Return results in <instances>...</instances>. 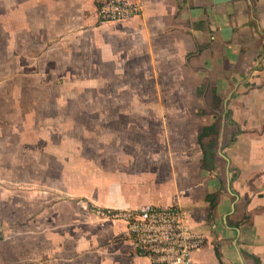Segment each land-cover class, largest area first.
Segmentation results:
<instances>
[{
  "label": "crops",
  "instance_id": "1",
  "mask_svg": "<svg viewBox=\"0 0 264 264\" xmlns=\"http://www.w3.org/2000/svg\"><path fill=\"white\" fill-rule=\"evenodd\" d=\"M102 1L0 0V43L17 51L15 76L102 83L146 80L151 60L187 66L199 81L195 92L205 86L225 104L216 169L202 170L200 150L192 169L189 158L178 155L183 165L168 170L171 183L158 179L157 167L125 173L169 186V196L158 192L155 198L140 191L142 180L112 185L99 196L83 194L84 200L62 183L54 201L52 189L45 192L50 200L36 218L25 213L30 197L15 195L10 203L3 190L0 264H153L136 253L124 221L94 212L146 204L180 206L205 234L207 244L193 254V264H264V0H136L139 16L117 23L100 22ZM33 50H44V65L37 67Z\"/></svg>",
  "mask_w": 264,
  "mask_h": 264
},
{
  "label": "rangeland",
  "instance_id": "2",
  "mask_svg": "<svg viewBox=\"0 0 264 264\" xmlns=\"http://www.w3.org/2000/svg\"><path fill=\"white\" fill-rule=\"evenodd\" d=\"M8 45L2 49L0 43V192L7 190L10 203L15 195L30 197L25 213L32 211V218L43 210L45 198L50 200L45 192L52 189L54 201L63 184L80 190L78 200L140 180V191L148 190L152 198L158 192L169 196V186L152 184L155 178L125 173L157 167L158 179L171 183L168 170L183 165L178 155L189 158V168L196 167L202 151L196 141L204 127L216 125L205 139L207 148L221 136L224 101L205 86L195 92L199 81L190 78L187 66L151 60L146 80L132 76L95 83L43 81L38 76L26 81L15 76L17 51ZM31 52L37 67L47 62L43 56L39 60L44 50ZM8 210L12 219V205Z\"/></svg>",
  "mask_w": 264,
  "mask_h": 264
},
{
  "label": "built area",
  "instance_id": "3",
  "mask_svg": "<svg viewBox=\"0 0 264 264\" xmlns=\"http://www.w3.org/2000/svg\"><path fill=\"white\" fill-rule=\"evenodd\" d=\"M141 11L142 3L136 0H104L97 12L101 23H117L131 21ZM94 212L103 218L124 221L136 253L149 257L153 264H193V254L208 241L176 205L146 204L135 210L95 209Z\"/></svg>",
  "mask_w": 264,
  "mask_h": 264
},
{
  "label": "trees",
  "instance_id": "4",
  "mask_svg": "<svg viewBox=\"0 0 264 264\" xmlns=\"http://www.w3.org/2000/svg\"><path fill=\"white\" fill-rule=\"evenodd\" d=\"M216 97V96H213ZM216 131V125L206 126L202 129L201 133L198 135V144L200 145L203 152V159L201 163V168L206 171H213L216 169V142L210 143L208 148L204 145L205 139L210 137L211 132ZM213 197V196H212ZM210 200L211 208L214 207L213 199L211 195L207 197Z\"/></svg>",
  "mask_w": 264,
  "mask_h": 264
}]
</instances>
